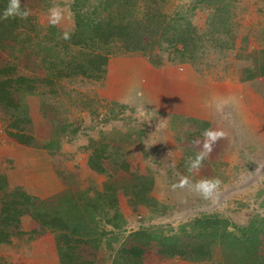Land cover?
I'll return each instance as SVG.
<instances>
[{
	"label": "rangeland",
	"instance_id": "374dc122",
	"mask_svg": "<svg viewBox=\"0 0 264 264\" xmlns=\"http://www.w3.org/2000/svg\"><path fill=\"white\" fill-rule=\"evenodd\" d=\"M82 1L21 0L22 8L30 9L31 15L26 20L20 19L19 26L11 31L12 38L0 42V80L25 77L35 82L34 90L13 84V104L7 109L0 105V153L2 146L17 147L19 142L9 133H17L19 126L26 135L34 137L31 148L42 151L50 145L51 148H46L48 155L58 161L56 180L47 192L27 187L25 181L34 172L24 173L26 169L18 167L8 176L10 163L1 158L0 176L4 180L0 183V213L11 194H23L28 201L21 196L17 201L25 202L24 216L34 220L38 227L42 224L32 215L47 213L63 220L66 230L51 231L43 225L38 230L50 231L58 252L59 243L64 246L70 238L72 264H244L247 238L251 240V252L264 260V161L260 155L253 158L255 162L248 161L227 143L222 159L224 152L216 154L217 145L213 144L206 153L210 157L205 155L199 169L190 173L189 159L195 160L201 153L205 140L194 146L196 155L190 157L188 145L176 140L179 129L174 130L178 123L169 113L171 102L160 106L164 114L150 107L138 110L140 104L134 103L141 93V71L147 78L152 75L153 84L164 86L171 85L179 74L186 73L187 77L192 71L209 82L244 76L246 72L241 68L246 65L247 55L255 53L258 46L264 47V0H214L229 5L235 15L236 44L226 51L220 64L215 61L218 49L209 45L204 51L199 44L203 55L196 65L202 72L195 71L191 64L171 63L172 54L163 52L159 46L153 53H125L112 45L114 53L110 54L108 72L102 79L66 74L56 78L67 68L62 63L79 59L78 51L62 39L72 33L73 9L76 2ZM145 3L149 7L163 3L160 10L170 16L174 28L185 29L189 25L202 36L209 31L216 7L196 9V0ZM54 6L62 14L55 25L50 23L49 16V9ZM175 74L178 75L174 78ZM165 90L171 92L168 86ZM122 100L127 103H121ZM100 144L109 145L102 162L104 173H97L89 163ZM222 162L227 166H218ZM184 177L189 183L179 187ZM146 178L154 179L149 195L155 204H142L135 195L134 190ZM204 180L215 184L207 195L195 187ZM203 216H219L228 221L230 231L239 240L235 245L226 242L213 246L212 257L196 263L160 253L163 235L190 247L209 242L207 232L198 226L194 228L195 220ZM24 229L13 243H0V264H19L25 250L21 247L23 240L33 242L40 236L36 229L28 230L29 233ZM140 230H148L155 238L146 247L139 246L144 253L137 262L121 251L135 245L131 238ZM44 264L53 261L48 258Z\"/></svg>",
	"mask_w": 264,
	"mask_h": 264
},
{
	"label": "trees",
	"instance_id": "16d2710c",
	"mask_svg": "<svg viewBox=\"0 0 264 264\" xmlns=\"http://www.w3.org/2000/svg\"><path fill=\"white\" fill-rule=\"evenodd\" d=\"M109 2L111 7H108ZM146 0H83L81 3L76 2L73 9L74 29L70 35L64 37L62 42L69 43L72 50L78 51L79 59H71L68 62L62 63L63 68L67 65L65 71H61L56 75V78L67 77H85L89 79L100 80L108 72V65L110 54L114 53L113 47L124 50L125 53H153L156 46L163 52L172 54L171 63L177 65L191 64L195 71L202 72L197 67V62L202 58L203 52H199V47L202 44L203 50H208L209 47L218 49V54L215 56L217 64L223 60L227 54L226 51L234 49L236 44V33L234 28L236 17L232 14L229 5L224 6L223 3L214 0H196L194 7L212 8L216 5L209 22L208 29L203 36L196 33L195 27L193 29L188 25L185 29H176L172 25L170 16L160 10L163 3H158L153 7H149L145 3ZM8 0H0V16H2L4 9L7 7ZM146 4L145 11L143 5ZM91 8V10H90ZM140 11H143L141 14ZM20 19H0V42L7 38L13 37L14 28L19 26ZM191 24V23H190ZM51 38H48L50 40ZM200 44V45H199ZM54 47L57 46L54 40ZM181 47V48H180ZM246 53V52H245ZM262 59H264V50L262 52ZM249 63V64H248ZM264 63V60H263ZM222 64V63H221ZM247 65L262 71L264 65H260L257 51L249 53L246 59V65L242 70H247ZM253 69V68H252ZM249 71V70H247ZM254 71H257L254 69ZM65 72V73H64ZM13 84L23 86L29 90H34L35 82L25 77H18L14 79L0 80V105L6 109L13 104ZM174 122L178 126L174 128L177 130L178 142H185L188 145L189 156L194 157L195 149L194 141L196 138H203V133L209 130L210 125L200 120L192 118H184L180 115H173ZM19 123L21 121H18ZM193 125V127L191 126ZM15 126V125H14ZM17 133H9L11 137L17 139L20 144H33L34 137L26 135L25 131L17 126ZM142 134V133H141ZM185 145V146H186ZM47 149L51 148L47 145ZM109 145L100 144L94 150L89 160L90 167L97 173H104L103 160ZM108 156V155H107ZM4 176H0V183L2 184ZM154 179H144L140 182V188L136 187L135 195L140 203L145 205L155 204L153 198L149 195L153 188ZM18 196H21L23 201H28L25 195L11 194L9 202L5 203L3 210L0 213V243H8L15 229V225L20 223L21 218L26 215L23 210L24 203L17 201ZM25 197V198H24ZM33 218L40 221L41 224L54 231L58 228L66 230V225L61 219L50 217L47 213L42 215H32ZM58 224V225H57ZM195 226L200 227L207 232L210 241H204L196 246H184L179 240L163 235L160 242V253L167 258L180 257L191 262H200L208 260L212 257L213 246L225 244L226 242L235 243L237 239L232 231H230L229 223L222 220L219 216H203L194 222ZM76 233V229L73 231ZM163 232V231H161ZM257 234V232H255ZM77 234V233H76ZM233 237V240L230 239ZM154 234L148 230H140L132 235V245L129 249H122L121 253L127 254L129 258L136 259L137 262L141 260L144 253V248L139 246H147L153 241ZM70 238H68L64 246H60L59 256L61 264H72V248L70 247ZM250 239H246L244 247L247 252L244 264H264L257 253L250 250Z\"/></svg>",
	"mask_w": 264,
	"mask_h": 264
},
{
	"label": "crops",
	"instance_id": "0c3cea01",
	"mask_svg": "<svg viewBox=\"0 0 264 264\" xmlns=\"http://www.w3.org/2000/svg\"><path fill=\"white\" fill-rule=\"evenodd\" d=\"M262 50H264V47L258 46L256 51L259 63L263 66ZM254 69L257 71H254ZM247 70H243L246 74L237 78L238 80L225 79L221 82H209L207 79L205 81L192 71L187 77L186 73L179 74L180 76L177 79L171 80V85L166 86L158 82L153 84L152 75L147 78L144 72L139 71V76L141 75L143 81L139 98H136L137 100L134 103L140 104L138 110L143 109L145 111L150 107L156 108L155 112L160 111V114H164L165 112L159 109L160 106L162 104V106H167L171 102L170 115H180L184 118L203 121L210 125L209 130L222 133L216 140L219 143L217 144L216 141L213 143L217 145L214 150L216 154L224 152L220 156L222 159L226 155V144L229 143L248 161L255 162L253 158L256 159L259 155L264 161V75L261 66L256 69L247 65ZM139 72L136 74L138 75ZM177 75L175 74L174 78ZM167 86L171 92L165 90ZM124 102L127 103L126 100L121 101V103ZM191 126L193 127V125ZM200 140H205V138H196L195 141L199 142ZM196 144L194 143V146ZM16 146L15 148H12L11 145L2 146V152L0 153V159L2 158L10 163L11 169L6 171L8 176L18 167L21 170L26 169L24 173L27 171L34 172L30 180L28 181V176L25 181L27 187L30 190L41 189V191L46 190L49 192L50 184H53L56 180L58 161L49 157L46 148L37 151L31 146L19 143ZM206 155L210 157L208 154ZM225 164L226 162H222L218 166H227ZM21 225L23 226L21 227ZM29 226L36 229L35 233L40 234V236L34 239L33 242L27 238L23 240L24 243L21 247L25 250L23 256L21 255L22 259L19 264H44L48 258L53 261V264H61L55 237L46 229L44 232L39 233L40 230L38 229L40 227L42 230V225L38 227L34 220L28 219L26 216H23L20 223L15 225L14 232L7 244L13 243L14 238L19 239V236H22L24 231H21V229L25 228L24 230L29 233L28 230H32ZM8 259L16 261L12 257Z\"/></svg>",
	"mask_w": 264,
	"mask_h": 264
},
{
	"label": "clouds",
	"instance_id": "9594fccd",
	"mask_svg": "<svg viewBox=\"0 0 264 264\" xmlns=\"http://www.w3.org/2000/svg\"><path fill=\"white\" fill-rule=\"evenodd\" d=\"M31 15L30 9L27 7L21 6V0H8L7 7L4 9L2 16H0V19L2 20H8V19H21L26 20ZM49 16H50V23L53 25L58 24L62 19L61 10L54 6L49 9ZM205 137V142L203 145L204 151H202L200 154H198L195 158V160L189 159V162L187 164L188 171L191 173L194 170H198L202 160L204 159V156L207 152L211 151L212 144L222 135V133L206 130L203 133ZM193 143H198V141H194ZM25 146H32L31 145H25ZM189 183L187 177H184L181 179L179 183V187L187 186ZM196 190L204 193L207 195L210 193L213 188L215 187V184L212 181H200L196 184Z\"/></svg>",
	"mask_w": 264,
	"mask_h": 264
}]
</instances>
